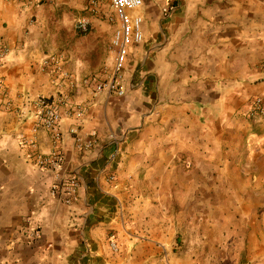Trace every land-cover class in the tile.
Returning a JSON list of instances; mask_svg holds the SVG:
<instances>
[{
  "label": "crops",
  "instance_id": "0c3cea01",
  "mask_svg": "<svg viewBox=\"0 0 264 264\" xmlns=\"http://www.w3.org/2000/svg\"><path fill=\"white\" fill-rule=\"evenodd\" d=\"M170 1L143 0L119 98L80 83L112 68L106 0L86 34L74 23L88 0H0V264H264V211L240 197L264 195V170L249 168L264 161V119L247 116L264 96V0ZM48 56L74 88L42 69ZM67 97L83 115L61 107L64 162L39 169L31 153L52 145L32 130L35 102ZM70 176L80 187L65 206L50 189ZM29 213L40 235L26 244Z\"/></svg>",
  "mask_w": 264,
  "mask_h": 264
},
{
  "label": "built area",
  "instance_id": "2783aa9c",
  "mask_svg": "<svg viewBox=\"0 0 264 264\" xmlns=\"http://www.w3.org/2000/svg\"><path fill=\"white\" fill-rule=\"evenodd\" d=\"M99 0H88L89 10L95 12L98 9ZM113 12L111 22L116 25L110 40V52L112 53V68L106 77L101 80L96 76H91L81 80V84L90 89L94 95L107 93L117 97L124 95L121 84V75L127 63L130 49L143 42V15L137 13L143 7V0H106ZM166 12V10H163ZM76 30L81 34H86L89 30V22L81 19L76 23ZM8 54L7 48L0 46V98H5L6 90L4 86L1 70L5 58ZM41 67L50 76H58L63 80H68L70 88H74L77 81L71 80V76L63 72L60 60L57 56H48L42 60ZM1 106H5L0 102ZM36 112L34 115L33 132L44 130L49 134L52 150L49 154H40L36 150L31 153V160L35 167L42 170H58L64 162L62 153V133L61 123L63 113L61 107L66 108L67 114L80 119L83 115V108L73 106L68 102V97L62 100L52 98H39L36 102ZM249 118L264 119V96H255L249 103L247 111ZM71 133H75L71 130ZM19 144L25 148L35 149L32 140L20 135ZM93 141L84 145L85 149H90ZM80 184L75 176H70L63 181L53 183L50 194L57 197L65 206H71L77 200ZM110 247L117 251V244L112 237Z\"/></svg>",
  "mask_w": 264,
  "mask_h": 264
},
{
  "label": "rangeland",
  "instance_id": "374dc122",
  "mask_svg": "<svg viewBox=\"0 0 264 264\" xmlns=\"http://www.w3.org/2000/svg\"><path fill=\"white\" fill-rule=\"evenodd\" d=\"M176 1V0H175ZM171 2H173V0H171L170 1V4H169V2H168V4L166 3V5H165V7L167 6V5H169V6H171V7H174L175 6V2L174 3H172L171 4ZM88 4H89V2H88ZM170 7V8H171ZM87 13L85 14V15H83L82 17H80V18H78V20H76L75 21V23H74V30L76 31V32H78L77 30H76V28H75V26H76V23L79 21V20H81V19H85L86 21H88V17L90 16V15H94V12H91L90 10H89V8H88V11H86ZM86 15H89V16H86ZM90 26V25H89ZM79 33V32H78ZM79 34H81V33H79ZM158 42V41H157ZM254 149H252L251 151L249 150H244L242 153H241V157L244 159V157H246L247 156V154L249 153V154H251L252 153V151H253ZM253 156V155H252ZM259 157V156H258ZM257 160V159H256ZM244 161V160H243ZM242 161V162H243ZM249 168L250 169H253V170H255L256 168H257V174L258 173H260V172H262L261 170H264V161L263 160H261V159H259L258 158V160L257 161H252L250 164H249ZM242 199H244V198H249V199H256V201H257V203L258 204H260V207L258 208V214L259 215H262L263 214V211H264V195H251V196H245V195H241L240 196ZM32 213H29L28 215H26L25 216V218H24V224H23V226H22V232H20V234H21V237H22V239H23V241H25L24 243H26V244H29V243H34V241L35 240H37L38 238H39V235H40V230H39V228H35V227H33L32 226Z\"/></svg>",
  "mask_w": 264,
  "mask_h": 264
}]
</instances>
